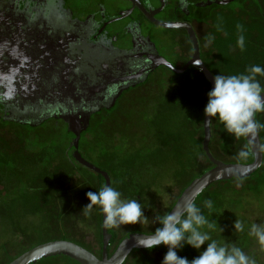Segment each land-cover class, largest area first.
Here are the masks:
<instances>
[{
  "label": "rangeland",
  "instance_id": "rangeland-1",
  "mask_svg": "<svg viewBox=\"0 0 264 264\" xmlns=\"http://www.w3.org/2000/svg\"><path fill=\"white\" fill-rule=\"evenodd\" d=\"M236 8H242V4L233 3L228 11ZM240 14L241 19L227 16L218 21L216 26L224 32L217 31L214 26L213 29L217 31L216 35L221 32L223 36L217 37L214 46H207L210 54L205 55L202 49V60L214 76L247 74V68L254 65L264 68V19L259 13L258 19H252L250 23L247 19L252 16ZM238 24L244 26V51L237 47ZM250 24L254 27L253 34ZM173 59L168 57L170 62L167 61L171 64ZM39 76L43 79L48 73L42 71ZM154 77H157V111L153 94L145 91V86L137 88L129 94L137 98L140 91L144 92L138 99L130 105L124 102L109 114L96 115L91 128L80 140L79 151L85 160L107 171L111 186L121 192L122 199H136L149 219L144 225L111 229L115 233V242L110 252L131 233H154L160 226L158 222L153 223L155 216L170 212L183 190L209 167L201 166L204 110L211 91L209 83L194 68L181 74L160 68L151 78ZM257 80L264 87V76L258 75ZM47 122L42 129L29 130L4 122L0 111V264H9L41 243L62 239L101 256V211L94 206L91 214L85 216L82 210L90 203L86 194L89 191L98 193L105 182L75 162L74 151L69 148L73 136L66 125ZM212 125L214 130L224 131L229 139L234 137L225 131L217 118L212 119ZM178 147L188 154V160L192 159V163L199 166H177ZM4 171L16 172L21 184L6 185ZM228 183L226 186L218 182L206 193L211 192L215 203L222 195H239L237 191L243 186ZM204 201L205 198L203 202L199 199L196 205L204 207L201 206ZM218 210L216 206L209 214L216 212L212 216L216 229H203L217 242L220 241ZM208 211L202 213L206 216ZM206 245L207 242L196 250L194 258ZM167 251L164 245L150 251H134L125 264H162ZM176 251L180 257L188 259L191 246L185 243ZM39 264L78 263L70 257L58 256Z\"/></svg>",
  "mask_w": 264,
  "mask_h": 264
},
{
  "label": "flooded vegetation",
  "instance_id": "flooded-vegetation-1",
  "mask_svg": "<svg viewBox=\"0 0 264 264\" xmlns=\"http://www.w3.org/2000/svg\"><path fill=\"white\" fill-rule=\"evenodd\" d=\"M233 3H241L242 8L228 11V7ZM242 12L252 16L250 20L246 18L250 23L252 19L257 20L260 14L264 19V0H187V6H184L182 0H0L2 25L7 22L12 23L11 25L25 24L30 29V34L36 36L45 47L51 42L58 43L51 45V51L58 53V48H63L57 55L53 52L50 55L51 60L45 58L44 63L48 67L56 66L60 88L67 89L65 98L78 100L74 93L76 91L87 88L103 91L109 86L105 95H112H107L106 105H111L116 96L114 92L123 89L114 105L106 109L109 113L124 102L132 104L144 92L140 91L137 98L129 93L143 86L145 91L153 94L152 101L157 111V77H154V80L151 77L157 70L166 67L160 66L149 71L152 59L158 56L166 60L168 57H174L171 64L175 63L174 66L181 69L194 57L193 43L187 29L165 28L153 21L190 25L198 40L202 60V49L205 55L210 54L209 48L205 47V37L208 34L214 36L215 39L211 42L214 46L217 37L223 36L221 32L216 35L217 31H214L213 26L216 27V23L227 16L241 19ZM250 26V33L253 34L254 27L251 24ZM168 30L171 32L165 34ZM38 59L33 60V64L40 61ZM202 62L207 67L203 60ZM189 68H194L202 74L194 66ZM202 76L204 77L203 74ZM129 95L133 98H127ZM99 97V103L91 110H96L98 104L102 103L101 98L105 96L102 94ZM2 107L0 104V111L3 112ZM5 112L7 111H4L3 117L17 125L23 124L17 122L22 117L32 121L36 116L34 112L26 115H9ZM57 114V118L50 119L55 123L65 122L60 118V114ZM12 118L17 121H11ZM255 119L264 124V113H258ZM258 133L262 146L264 129ZM226 136L224 131L214 130L211 125L209 150L215 160L227 164L254 162L252 151L245 161H234L238 159L237 153L245 147L247 141L244 138L237 140L235 137L231 140ZM178 151L175 160L177 166H199L193 164L192 159H187L188 154H184L181 147H178ZM262 153L261 165L252 175L244 179L219 182L226 186L230 184L228 182L237 183L243 187L237 191L239 195H222L217 205L220 237L218 243L235 244L255 259L256 264H264V251L260 250L257 241L248 235V231L253 223L264 224V150ZM182 157L185 159L182 160ZM201 166H209L204 171L215 166L203 151V143ZM213 215H216V212ZM213 215L209 216L210 221H213ZM237 219L244 223L245 230L242 233L235 232L234 222ZM220 228L223 229L222 232ZM206 248L207 245L202 250Z\"/></svg>",
  "mask_w": 264,
  "mask_h": 264
},
{
  "label": "water",
  "instance_id": "water-1",
  "mask_svg": "<svg viewBox=\"0 0 264 264\" xmlns=\"http://www.w3.org/2000/svg\"><path fill=\"white\" fill-rule=\"evenodd\" d=\"M156 25L165 28H185L189 31L193 48L194 57L183 68L178 69L172 66L165 58L155 57L149 64V71L160 66H165L174 73H184L190 66L196 67L206 78L210 84L211 90L214 88V74L204 65L200 58L199 43L195 36L192 27L188 24H167L153 21ZM7 22L6 25L0 23V104L9 108L12 107L17 114L20 112L22 115L36 114L35 118L31 121L29 118H21L15 120L19 123L37 125L42 124L46 119L52 117L57 118L59 113L68 130L74 135L73 143L74 148L73 158L81 166L91 170L92 172L102 176L105 180V185L111 186V176L99 167L89 163L79 151V143L82 133L88 128L91 117L102 108L108 109L112 107L117 98L122 94L123 89L115 91V98L111 105H106L108 93L106 88L100 91L98 88L84 89L80 92H74L78 100L65 98L67 89H61L58 83L59 71L57 68L46 66L45 58L51 60L50 55L54 52L55 55L63 48H58V53L50 45H43L36 36H32L30 29L25 24H15ZM40 45V46H39ZM52 45V46H51ZM40 57V58H39ZM39 58V59H38ZM40 60L34 62L33 60ZM202 63L196 66L195 63ZM39 64V65H37ZM174 69V70H173ZM46 71L48 77L40 79L39 73ZM39 81H38V78ZM49 78L48 80H46ZM45 80V81H44ZM122 86V84H120ZM119 86V87H121ZM119 87L117 89H119ZM67 88V87H66ZM88 90V91H87ZM97 90V92H96ZM95 91V92H94ZM64 92V93H63ZM99 93V94H96ZM104 95L101 98L102 105L98 104L96 110H91L100 101L99 95ZM98 95V96H97ZM97 96V97H95ZM96 100V101H92ZM55 112V115H54ZM209 118H204L203 131V151L206 153L209 160L215 165L209 170H206L195 178L191 184L183 191L180 198L173 206L170 212L174 211L177 205L182 204L184 201L192 199L194 202L208 190L210 186L221 181L232 179H244L252 175L261 165L263 153L259 139V133L251 142V151L254 154V162L251 164H227L217 161L213 158L209 150L211 140V125L206 121ZM247 144H248V140ZM102 216V251L101 256L97 257L95 254L85 249L84 247L66 240H55L42 243L33 247L32 249L21 254L9 264H37L47 259L56 256H67L78 262L79 264H124L130 257L131 253L135 250H146V248L138 245V238L146 233L136 232L131 233L124 238L117 246L115 251L109 255V246L113 234L109 229L103 227L104 215ZM154 234V233H153Z\"/></svg>",
  "mask_w": 264,
  "mask_h": 264
},
{
  "label": "clouds",
  "instance_id": "clouds-1",
  "mask_svg": "<svg viewBox=\"0 0 264 264\" xmlns=\"http://www.w3.org/2000/svg\"><path fill=\"white\" fill-rule=\"evenodd\" d=\"M182 3L187 6V0H182ZM216 27L217 31H223L219 25ZM237 30L240 33L237 47L244 51V26L238 24ZM214 39V36L208 34L205 37V47ZM201 64L195 63L196 66ZM246 73L216 75L214 88L208 93V103L204 110L206 117L209 118L206 121L207 124L217 118L225 131L235 139L248 140V144L237 153V158L240 160L249 157L252 140L261 129H264V124L258 123L255 119L258 113H264V87L257 80L258 75L264 76V68L258 65L250 66ZM261 147L264 150V145ZM86 195L90 203L83 208L82 213L88 216L94 206H98L104 215L105 229H119L124 225L148 223L149 219L144 215L141 203L136 199H122L121 192L112 186L103 185L98 193L89 191ZM204 207L211 212L213 202L210 199L205 200ZM152 221L158 222L162 227L156 228L154 234L138 238L137 243L149 250L160 245L166 246L168 251L162 264H256L255 259L248 256L240 247L235 244H220L212 239L208 231L203 230L205 228L215 230L216 222L210 221L192 199L177 205L172 212L156 215ZM234 228L236 233H242L245 230L244 223L240 219L234 222ZM220 230L223 231L222 228ZM248 235L255 238L260 250L264 251V224H251ZM206 242V250L191 261L177 254L176 250L182 249L185 243L200 249Z\"/></svg>",
  "mask_w": 264,
  "mask_h": 264
},
{
  "label": "trees",
  "instance_id": "trees-1",
  "mask_svg": "<svg viewBox=\"0 0 264 264\" xmlns=\"http://www.w3.org/2000/svg\"><path fill=\"white\" fill-rule=\"evenodd\" d=\"M2 106V105H1ZM5 106H3L2 107V110H3V115H4V111H7V112H5L6 114H9V115H16L17 114V112L15 113V110H13V108L12 107H9V108H7V107H5ZM103 112H106V109L105 108H102L98 113H94L93 114V116L91 117V120H90V124H89V126H88V128L82 133V135L84 136L88 131H89V129L91 128V123H92V121H93V118L96 116V115H98V114H100V113H103ZM108 114H109V112H107ZM18 115H22L20 112L18 113ZM15 117H17V116H15ZM15 118H12L11 119V121H15L14 120ZM5 121H7L6 120V118H4V122ZM47 121H49V122H54V120H52V119H49V120H45L42 124H37V125H30V124H26V125H24V124H22L21 126H23V127H26L27 129H29V130H36V129H42V126L43 125H45L46 123H48ZM7 122H9L10 123V121H7ZM65 125H66V123L65 122H63ZM122 123V122H121ZM66 127H67V125H66ZM67 130H68V128H67ZM68 132H69V134L70 135H72L73 136V139H74V135L68 130ZM82 135H81V138H82ZM72 143H73V141H72ZM72 144H70V146H69V148H70V150H73L74 151V148L71 146ZM79 146H80V143H79ZM76 162V161H75ZM77 163V162H76ZM78 164V163H77ZM79 165V164H78ZM81 166V165H80ZM83 167V166H82ZM5 168H7V167H5ZM103 170V169H102ZM105 171V170H104ZM105 172H107V171H105ZM203 172H205V171H203ZM202 172V173H203ZM108 173V172H107ZM201 173V174H202ZM3 174L5 175V178L3 179V181H5V183H6V185L8 184L9 186H10V183H13L14 185H16L15 183H20L21 184V181H19V179H17L18 178V176H17V174H16V172H11V171H4L3 172ZM110 175V174H109ZM97 176L100 178V179H102L103 180V182H105V180H104V178L102 177V176H100V175H98L97 174ZM199 176V175H198ZM197 178V177H196ZM192 182V181H191ZM191 182H190V184H191ZM189 184V185H190ZM188 185V186H189ZM187 186V187H188ZM186 187V188H187ZM185 188V189H186ZM184 189V190H185ZM183 190V191H184ZM183 193V192H182ZM181 193V194H182ZM181 196V195H180ZM180 196H179V198H180ZM208 197H209V194L208 193H206V192H204L198 199H197V201L200 199L201 200V202H203V199L205 198V200H208ZM178 198V199H179ZM214 198L215 197H213L212 196V198H210L212 201H213V210H214V208H216V206L218 205V203H219V201H220V199L218 200V202L217 203H215V201H214ZM178 199H177V201H178ZM176 201V202H177ZM196 201V202H197ZM195 202V203H196ZM176 204V203H175ZM174 204V205H175ZM197 206H200V205H197ZM201 206H204V204H201ZM219 206H217V208H218ZM173 208V207H172ZM201 209H202V211L204 210V211H208V209H205V207H200ZM171 211V210H170ZM209 214H210V211H208V214L206 215V217L207 218H209ZM210 220V219H209ZM101 227H102V216H101ZM159 227H162V225H160ZM109 232L110 233H112L113 234V237H112V240H111V242H110V246H109V249H108V251H109V255H111L114 251H115V249L117 248V246L120 244H118L117 246H116V248L114 249V251L113 252H110V249H111V246L114 244V242H115V233L114 232H112L111 230H109ZM127 237V236H126ZM125 237V238H126ZM101 240H102V234H101ZM42 244V243H41ZM101 244H102V242H101ZM188 245V244H187ZM163 245H160V246H158V247H156V248H159V247H162ZM35 247V246H34ZM156 248H154V249H156ZM32 249V248H31ZM30 250V249H29ZM151 250H153V249H151ZM196 250L197 249H195V248H193L192 246H191V251H190V254H189V258H188V260L189 261H191V260H193L192 259V257L194 258L195 257V255H196ZM28 251V250H27ZM135 251H150L149 249H146V250H135ZM26 252V251H25ZM25 252H23V253H25ZM134 252V251H133ZM132 252V253H133ZM23 253H21V254H23ZM131 253V254H132ZM20 254V255H21ZM19 255V256H20ZM97 256V255H96ZM131 256V255H130ZM56 257H58V256H56ZM66 257V256H65ZM98 257V256H97ZM17 258V257H16ZM52 258H54V257H52ZM47 260H49V259H47ZM47 260H45V261H47ZM128 260V259H127ZM127 260H126V262H127ZM13 261V260H12ZM11 261V262H12ZM44 262V261H43ZM125 262V263H126ZM40 263H42V262H40ZM78 263V262H77ZM124 263V264H125ZM37 264H39V263H37ZM79 264V263H78Z\"/></svg>",
  "mask_w": 264,
  "mask_h": 264
}]
</instances>
